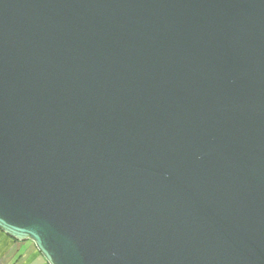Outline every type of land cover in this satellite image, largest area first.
Segmentation results:
<instances>
[{
    "label": "water",
    "instance_id": "95a60500",
    "mask_svg": "<svg viewBox=\"0 0 264 264\" xmlns=\"http://www.w3.org/2000/svg\"><path fill=\"white\" fill-rule=\"evenodd\" d=\"M0 232L264 264V0H0Z\"/></svg>",
    "mask_w": 264,
    "mask_h": 264
},
{
    "label": "crops",
    "instance_id": "0c3cea01",
    "mask_svg": "<svg viewBox=\"0 0 264 264\" xmlns=\"http://www.w3.org/2000/svg\"><path fill=\"white\" fill-rule=\"evenodd\" d=\"M0 264H47L30 242H16L0 232Z\"/></svg>",
    "mask_w": 264,
    "mask_h": 264
}]
</instances>
